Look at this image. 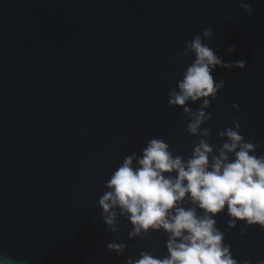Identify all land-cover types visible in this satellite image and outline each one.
<instances>
[{"label": "water", "instance_id": "95a60500", "mask_svg": "<svg viewBox=\"0 0 264 264\" xmlns=\"http://www.w3.org/2000/svg\"><path fill=\"white\" fill-rule=\"evenodd\" d=\"M245 2L252 15L240 0H0V264L169 255V233L129 239L133 226L118 208L113 232L98 201L124 158L142 156L150 139L192 156L202 137L185 131L190 117L168 100L195 60L181 53L206 28L213 37L203 42L225 62H247L212 72L226 83L205 110L208 143L218 155L226 141L218 133L238 121L246 141L260 144L251 155H264V0ZM184 206H192L187 196ZM213 218L238 264L264 260L259 225L241 236L246 222L230 229L227 207ZM111 242L131 247L117 254Z\"/></svg>", "mask_w": 264, "mask_h": 264}, {"label": "clouds", "instance_id": "9594fccd", "mask_svg": "<svg viewBox=\"0 0 264 264\" xmlns=\"http://www.w3.org/2000/svg\"><path fill=\"white\" fill-rule=\"evenodd\" d=\"M240 7L248 15L254 12L245 0H240ZM212 37V29L206 28L202 35H194L186 44L181 55L194 53L195 60L178 82V91L174 88L169 92L168 106L180 107L182 114L190 117L185 131L190 136L202 137L194 146L192 156L185 161L180 155L174 156L162 138L150 139L142 156L133 153L124 158L106 182L108 191L98 201L104 223L113 232L119 231L115 211L118 208L119 215L125 216L133 226L129 239L147 236L150 229H163L170 234L166 244L169 255L156 258L143 251L139 259L128 258L126 264H238L231 255V245L224 244L225 234L216 227L217 221L213 218L225 207L231 217L230 229L235 228L238 221L246 222V227L240 230L241 236L247 226L259 225L264 231V155H251L260 144L246 141L240 134V123L234 121V128L218 133L226 141L216 155V146L208 143L211 130L202 129V125L213 118L205 110L226 83L224 79L216 82L212 75L214 69L218 66L244 69L247 63L244 60L225 62L203 42L205 38L211 41ZM235 50L233 45L227 52L231 54ZM201 100L196 110L188 106L189 101ZM231 107L239 110L238 104ZM166 173L177 175L166 176ZM186 196L191 207L184 206ZM197 208L203 210L202 215ZM116 239L119 240V236ZM128 247L131 246L115 242L107 245L117 254H123ZM244 264L250 261L245 260ZM257 264H264V260Z\"/></svg>", "mask_w": 264, "mask_h": 264}]
</instances>
